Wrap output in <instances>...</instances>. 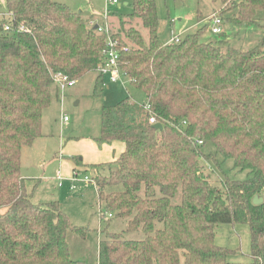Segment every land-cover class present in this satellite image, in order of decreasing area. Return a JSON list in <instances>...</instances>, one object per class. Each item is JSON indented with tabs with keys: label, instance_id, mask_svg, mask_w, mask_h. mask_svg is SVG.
<instances>
[{
	"label": "trees",
	"instance_id": "16d2710c",
	"mask_svg": "<svg viewBox=\"0 0 264 264\" xmlns=\"http://www.w3.org/2000/svg\"><path fill=\"white\" fill-rule=\"evenodd\" d=\"M221 1L239 24L264 28V0ZM5 3L12 30L0 21V264H85L71 257L67 240L70 229L83 228L72 225L59 201H32L22 154L42 135L44 112L58 96L53 74L80 80L96 72L106 37L67 3ZM132 6L110 23L121 65L146 101L126 97L102 107L98 140L122 141L125 149L93 180L100 202L146 237L107 232L98 264H264V36L246 48L230 46L223 34L205 38L206 24L163 42L155 0ZM152 115L161 128L150 123ZM207 143L216 152L204 153ZM219 155L248 177L213 184L202 160L219 164ZM255 195L263 202L255 204ZM221 223L249 225L252 261L232 262L234 251L216 244Z\"/></svg>",
	"mask_w": 264,
	"mask_h": 264
},
{
	"label": "rangeland",
	"instance_id": "374dc122",
	"mask_svg": "<svg viewBox=\"0 0 264 264\" xmlns=\"http://www.w3.org/2000/svg\"><path fill=\"white\" fill-rule=\"evenodd\" d=\"M57 1L67 3L77 11L82 10L85 18H88L93 10L99 12L100 9L106 8L110 16L118 17L131 13L133 9V0H120L116 5L111 4L109 0ZM155 2L159 18L158 32L163 42H168L177 35L183 38L206 24L209 25V30L205 33V38L218 39L223 34L230 46L246 48L257 43L264 36V28L236 22L234 10H228V2L225 4L221 0H155ZM201 16L205 18L200 20ZM214 17L223 18L221 34H213L210 30ZM8 18L5 0H0V21L8 22ZM259 25L264 26V20H261ZM136 26L148 41L146 28L142 24ZM97 77V71L91 72L77 80L74 85L68 86L64 92L58 89V96L54 97L53 102L44 112L43 133L49 134L47 145L41 146L37 141L34 149H28L22 158L23 174L30 177L39 175L46 177L41 182L25 181L32 201L45 203L52 198L58 200L61 208L69 215L72 225L83 228L82 233L74 228L70 229L67 240L71 257L85 264H98L99 243L107 232L120 233L122 238L127 240H141L146 237L141 229L128 231L129 219L118 216L116 211H111L113 217H109L110 211L106 208L105 202H100L98 199L94 182L84 180L85 175L93 177L96 169L99 172L105 169L106 171L103 170L102 173L107 174L110 170L108 167L100 168V166V169L95 168V172L92 167L87 171L79 168L81 172L78 175H75L73 170L69 175L62 170L64 181L61 187L52 179L59 167V161L53 158V154L56 151L61 152V146L67 136L100 137L101 109L104 105H114L126 97L139 103L146 101V95L132 86L128 79H125V86L111 83L109 87L104 88L100 82L97 83ZM65 116L68 118L66 122L63 120ZM49 149L51 152L48 154ZM203 151L210 154L216 152V148L212 143H207ZM218 158L219 164L207 158L202 160L204 172L210 176L213 184L222 187L226 178L244 180L248 177V170L235 168L232 159L224 160L220 155ZM41 163L44 166L39 165ZM72 185L75 187L73 191L70 189ZM116 190H123V187L118 186ZM172 202L176 204L181 202V190L172 198ZM162 227V223L156 224L157 229ZM215 242L234 251L229 257L232 262L253 260L252 237L248 224H218Z\"/></svg>",
	"mask_w": 264,
	"mask_h": 264
},
{
	"label": "crops",
	"instance_id": "0c3cea01",
	"mask_svg": "<svg viewBox=\"0 0 264 264\" xmlns=\"http://www.w3.org/2000/svg\"><path fill=\"white\" fill-rule=\"evenodd\" d=\"M105 10L106 8L100 9L99 12H96L95 10H93L92 12L89 13L91 15H89L87 19L91 20V19L101 18ZM80 11L83 14V11L82 10ZM109 17H110V20H112V18H115L112 15ZM43 119H44V116H43ZM43 124H42V135L31 146L25 147L23 149L22 158L24 156V153H26L28 149L30 150L34 149V145L35 143H37V141H38V144H41V146H44L48 142L49 134L43 133ZM98 138L99 137L83 138L80 136L78 137L76 135H70V136H67L66 139H64V143L61 146V152L58 153L56 151L53 154V158L59 161V167L54 177H52V179L56 180L60 187L63 186V181H64L62 170L65 174L69 175L72 170L81 172L79 168H81L83 171H87L90 169V167H92L93 172H95V168H98V169L105 168V167H108L106 164L115 162L118 156L125 149V143L122 141L114 140V141H109V142H100ZM47 152L49 154L51 152L50 149ZM39 165L44 166L43 163ZM100 165H105V166L100 167ZM103 170L105 169H102L101 171L103 172ZM97 172L99 171L96 169V173ZM22 173H23V169H22ZM59 174L61 175L62 178L58 177ZM23 178L25 181L30 180V182L32 183L41 182L43 181V179H46V177H43L40 175L38 177L37 176L30 177V176H27L26 174H23ZM89 182H92V181H89ZM70 189L71 191H73L75 188L73 189L71 187ZM53 200H56V199L52 198V200H48V202L53 201Z\"/></svg>",
	"mask_w": 264,
	"mask_h": 264
},
{
	"label": "built area",
	"instance_id": "2783aa9c",
	"mask_svg": "<svg viewBox=\"0 0 264 264\" xmlns=\"http://www.w3.org/2000/svg\"><path fill=\"white\" fill-rule=\"evenodd\" d=\"M111 4L116 5L120 3V0H109ZM110 13L109 10L106 9L101 18L91 19L90 25H93L96 31L100 34L105 35L106 44L105 48L102 50L101 62L98 65L97 73H98V82L102 85V87H109L111 83H120L122 85H126L125 79H129V76L123 66L121 65L120 59V49L118 47V41L114 38L113 29L110 21ZM4 28L7 31L12 30L11 24L9 22L4 23ZM212 32L214 34H218L222 32V19L220 17H214L212 19ZM24 27H18L17 31H24ZM180 40V36H174L168 42H178ZM54 83L57 85V88L64 92V90L71 85H74L77 80L71 79L68 75L62 73H54L53 74ZM144 108L149 109L150 105L148 103H144ZM68 118L65 116L64 121H67ZM150 123H157L156 118L152 115L150 117ZM199 143H202L200 140ZM79 172L75 171L74 174L78 175ZM59 178H62L59 174ZM84 180L94 182L93 178L85 175ZM73 189L74 185L71 186ZM109 217H113L111 212L108 213Z\"/></svg>",
	"mask_w": 264,
	"mask_h": 264
},
{
	"label": "water",
	"instance_id": "95a60500",
	"mask_svg": "<svg viewBox=\"0 0 264 264\" xmlns=\"http://www.w3.org/2000/svg\"><path fill=\"white\" fill-rule=\"evenodd\" d=\"M79 12H81V11H79ZM153 126H154L155 128H161V127H162V124H161V123H155V124H153ZM253 202H254L255 204H260V203L263 202V197H260L259 195H255V197H254V199H253Z\"/></svg>",
	"mask_w": 264,
	"mask_h": 264
}]
</instances>
